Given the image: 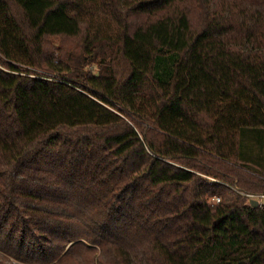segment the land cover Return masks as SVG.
I'll return each instance as SVG.
<instances>
[{"label":"trees","instance_id":"obj_1","mask_svg":"<svg viewBox=\"0 0 264 264\" xmlns=\"http://www.w3.org/2000/svg\"><path fill=\"white\" fill-rule=\"evenodd\" d=\"M263 139L264 0H0V264H264Z\"/></svg>","mask_w":264,"mask_h":264},{"label":"rangeland","instance_id":"obj_2","mask_svg":"<svg viewBox=\"0 0 264 264\" xmlns=\"http://www.w3.org/2000/svg\"><path fill=\"white\" fill-rule=\"evenodd\" d=\"M52 42L56 46H62L63 50H69V49H72L73 48V44L75 42V39L74 38H69V39L64 40L63 42H60L59 40H57L55 38H52ZM53 44H51V45L53 46ZM88 68H91L93 70H96V67L95 66H91L90 65ZM244 149H245V152H247V151L252 150L253 147L251 146L250 148H247V149L244 147ZM254 152L255 151L253 150L252 153H254ZM255 198L259 199L260 202H261V200L264 202V197H257V195H255Z\"/></svg>","mask_w":264,"mask_h":264},{"label":"water","instance_id":"obj_3","mask_svg":"<svg viewBox=\"0 0 264 264\" xmlns=\"http://www.w3.org/2000/svg\"><path fill=\"white\" fill-rule=\"evenodd\" d=\"M250 202L253 204V205H258L259 203V200L255 197H250Z\"/></svg>","mask_w":264,"mask_h":264},{"label":"built area","instance_id":"obj_4","mask_svg":"<svg viewBox=\"0 0 264 264\" xmlns=\"http://www.w3.org/2000/svg\"><path fill=\"white\" fill-rule=\"evenodd\" d=\"M259 196L263 197V196H264V194H261V195H259ZM250 197H255V195H254V194H250ZM214 200H215V201H218V200H219V198H218V197H216V198H214Z\"/></svg>","mask_w":264,"mask_h":264}]
</instances>
